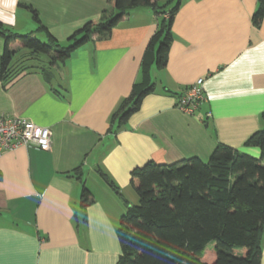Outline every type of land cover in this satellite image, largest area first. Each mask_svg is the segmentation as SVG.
<instances>
[{"label": "crops", "instance_id": "0c3cea01", "mask_svg": "<svg viewBox=\"0 0 264 264\" xmlns=\"http://www.w3.org/2000/svg\"><path fill=\"white\" fill-rule=\"evenodd\" d=\"M20 4L36 9L64 45L110 8L107 0H0L1 22L42 40L44 32ZM257 8V0H181L167 65L152 67L153 90L116 132L109 131L112 115L140 80L158 27L150 6L131 9L108 38L86 43L64 64L40 61L5 86L0 80V114L26 117L52 132L49 150L21 145L0 157V264H116L119 219L138 203L133 168L192 156L207 161L218 143L259 157L257 147L245 145L263 127L264 19L253 25ZM3 50L0 35V56ZM199 77L206 99L186 113L177 98ZM78 168L96 199L85 211L82 184L73 176Z\"/></svg>", "mask_w": 264, "mask_h": 264}, {"label": "trees", "instance_id": "16d2710c", "mask_svg": "<svg viewBox=\"0 0 264 264\" xmlns=\"http://www.w3.org/2000/svg\"><path fill=\"white\" fill-rule=\"evenodd\" d=\"M160 1L107 0L110 8L103 10L100 19L87 22L65 45L42 25L36 9L20 4L30 10L38 25L36 30L44 32L46 40L31 33H15L0 21V35L4 38L0 80L5 86L21 72L38 68L40 61H45L39 57L41 54L48 56L51 66L64 64L86 43L108 38L131 9L150 6L158 18V27L147 43L140 80L112 115L109 131L116 132L153 90L152 67L163 69L167 65L174 39L172 23L181 0L172 6L171 1ZM257 1L258 8L252 16L255 27L264 19V0ZM15 43L26 52L18 54ZM21 59L39 62L25 65ZM46 77L49 79V74ZM260 117L263 127L245 141L246 146L260 150L259 158L218 143L207 161L197 156L167 164L150 160L132 169L130 184L138 203L128 206L119 219L116 234L120 253L116 264H261L264 111ZM99 173L112 189H118L106 172L99 169ZM73 176L82 184L79 206L85 211L96 199L81 178L79 168Z\"/></svg>", "mask_w": 264, "mask_h": 264}, {"label": "built area", "instance_id": "2783aa9c", "mask_svg": "<svg viewBox=\"0 0 264 264\" xmlns=\"http://www.w3.org/2000/svg\"><path fill=\"white\" fill-rule=\"evenodd\" d=\"M205 99L204 78L199 77L179 95L177 107L186 113L194 114ZM51 138L52 132L49 127L39 125L23 116L0 114V157L21 145L49 150Z\"/></svg>", "mask_w": 264, "mask_h": 264}, {"label": "rangeland", "instance_id": "374dc122", "mask_svg": "<svg viewBox=\"0 0 264 264\" xmlns=\"http://www.w3.org/2000/svg\"><path fill=\"white\" fill-rule=\"evenodd\" d=\"M168 1H171V5L170 6H172V5H174L175 4V1L176 0H161V2H164V3H167ZM30 31V29H28L27 31H24V33H20V34H22V35H25V34H27L28 32ZM34 37H37V38H39L40 40H42V38L40 37V36H34ZM39 57L41 58V59H45V60H48V56H46L45 54H41V55H39ZM259 158V157H258ZM160 164V163H159Z\"/></svg>", "mask_w": 264, "mask_h": 264}, {"label": "water", "instance_id": "95a60500", "mask_svg": "<svg viewBox=\"0 0 264 264\" xmlns=\"http://www.w3.org/2000/svg\"><path fill=\"white\" fill-rule=\"evenodd\" d=\"M95 169H96V170H98V168H97V167H95Z\"/></svg>", "mask_w": 264, "mask_h": 264}]
</instances>
